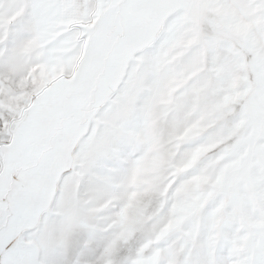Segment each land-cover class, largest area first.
Instances as JSON below:
<instances>
[{"label":"snow or ice","instance_id":"snow-or-ice-1","mask_svg":"<svg viewBox=\"0 0 264 264\" xmlns=\"http://www.w3.org/2000/svg\"><path fill=\"white\" fill-rule=\"evenodd\" d=\"M0 264H264V0H0Z\"/></svg>","mask_w":264,"mask_h":264}]
</instances>
